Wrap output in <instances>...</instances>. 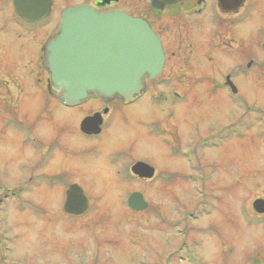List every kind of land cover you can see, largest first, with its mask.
<instances>
[{"label":"rangeland","instance_id":"1","mask_svg":"<svg viewBox=\"0 0 264 264\" xmlns=\"http://www.w3.org/2000/svg\"><path fill=\"white\" fill-rule=\"evenodd\" d=\"M74 1L66 0L64 6ZM51 16L58 18V11ZM257 21L260 34L254 41L247 36L243 43L239 40L240 53L229 44L226 47L225 60L232 56L233 62L244 65L248 61L244 51L254 59L248 74L236 81L241 99L238 108L225 92L213 97L208 90H196L192 74L185 75V84L183 77L178 82L179 75L168 67L165 72L173 78L172 84L153 87L124 109L115 99L66 107L56 103L57 96L46 89L48 72L38 68L42 62L37 54L16 51L13 75L0 74L11 80L7 87L0 85V95L7 98L1 101L12 102L0 107V114L14 119L10 129L2 128L0 121V196L6 187L17 189L30 183L27 178L31 176L41 177V184L31 185L30 191L29 186L23 187L16 197L1 202L0 264H250L255 254L259 264H264V223L252 224L249 217V210L256 213L251 202L264 198V65H258L264 62V51L258 46L264 21ZM48 28L37 34L49 33ZM16 29L21 41L28 39L36 45V38L44 40ZM0 62L10 66L9 55ZM173 62L168 59L167 66ZM225 63L218 59L216 65L205 62L203 68L215 78L227 68ZM23 66L32 67L31 72H23ZM174 86L192 101L171 105L167 89ZM154 95L158 103L149 97ZM248 105L255 110L247 112ZM108 111L109 125L97 139L85 138L76 130L85 115L102 116ZM155 120L159 122L151 123ZM236 120H241L239 129L247 133L223 141L219 148L198 149L195 159L203 167L200 173L177 151L171 155V146L189 148L197 139ZM146 122L159 126L161 134L153 135ZM136 160L155 168L151 180L130 177L129 166ZM210 162L218 168H210ZM125 163L126 180L122 179L127 175ZM173 173L205 175L208 181L201 188L172 177ZM164 174L171 176L170 182L162 179ZM72 182L79 183L89 198V209L82 216H69L62 210L64 191ZM133 191L143 194L145 209L126 207ZM203 199H207L209 213L184 224L185 211ZM169 220H181L186 234L168 227Z\"/></svg>","mask_w":264,"mask_h":264},{"label":"flooded vegetation","instance_id":"2","mask_svg":"<svg viewBox=\"0 0 264 264\" xmlns=\"http://www.w3.org/2000/svg\"><path fill=\"white\" fill-rule=\"evenodd\" d=\"M65 1L66 0H50L49 8H47L50 12L48 16L40 20H35L24 19L20 17L16 13L14 0H0V17L2 16V22L0 24V54L5 53V55L0 56V60L2 57L9 55V59L11 62L10 66L0 65V74L8 73L9 75H13V63L16 51L25 50L27 52L29 51L32 53H36L38 56L37 60H40V62H42L41 59L43 55V46L46 40L55 31L58 23V18H53L51 16V13L58 11V14H60L61 10L67 7L64 6ZM77 3H86L102 11H123L130 16L145 20L149 24L151 29L156 33L161 42L164 61L161 71L157 75V77L151 81L150 79L145 80V91L150 92L153 87H161L173 83V78L167 75L165 72L166 68L168 67L172 72L179 75L178 82H182L180 77H183L184 81L182 82V84H185V82L187 81L185 75L192 74L194 88L196 90L204 92L205 90H208L209 94L213 97L216 96L219 92H225V95L229 97L230 101L236 103L237 108L239 107L241 99L238 94L239 89L236 85V81H238V79L240 78H244L245 75L248 74L249 68L253 65L254 59L250 57L251 54H248V51H244L243 56L248 58V61L244 65H241V63L239 62H233L231 52V57H229L228 60H225V55H227L228 53L226 47L227 44H229L233 48L238 50V41L240 40V43H243V37L247 36V38H249V41H254L256 34L258 35V32L260 34V26L257 25L259 23L257 20L262 19L264 21V10H262V8L264 9V0H75L71 3V5ZM62 4L63 8L60 7V5L62 6ZM258 9H260V11H257ZM49 16L51 17L50 22H44ZM254 17H257L258 19L251 21L254 19ZM249 22L251 23V27L247 28ZM48 26H50L51 28L49 33H45L48 31L47 30L37 34V32L43 31L44 29L48 28ZM16 28H18L21 33H27L28 36H43L44 40L39 41L40 39L36 38L38 40H36V45H33L34 43H29L28 39L21 41L19 37H16ZM258 40V46L261 50L264 51V32L261 34V38H259ZM31 45H33L34 49L31 48ZM247 47L250 48L251 45L249 44V46ZM236 52L240 53V49ZM168 59L174 60L171 66H167ZM218 59L219 61L221 60L227 62L225 63L227 65V68L222 72H219L218 75L213 78V76L211 77L209 74H206L203 68V64L205 62L212 64L215 61L216 65ZM258 65L262 66L264 65V62L261 63V65ZM172 67L176 69H173ZM213 67H211V70ZM21 68L25 73L31 72L30 70L32 69V67L27 66H23ZM38 68L40 70L43 69L44 71H46V68L43 65L42 67L38 66ZM10 83V79L0 76V85H2L3 88L9 86ZM45 87L48 91L50 90V94H54V96H57L56 92H54L50 88L47 82ZM176 87H168L167 89V97L171 105L179 106L182 103L192 101L189 100L187 93L180 92ZM233 90H237V93L235 95L231 94ZM152 97L154 101L158 103L159 100L157 99V96L154 95ZM6 99L7 98L0 95V107L9 106L12 103H2L1 100ZM97 100L104 102L99 98H97ZM89 101H87L86 103H88ZM115 101H118V105L122 109L129 107L136 102L133 101L132 103L125 104L122 100L119 99H115ZM44 104H47V100H44ZM78 107L80 106H77L75 108ZM93 113L94 112H91L84 117L90 116ZM108 113L109 111L106 114L102 115L101 132L98 135H86L84 133H81L79 130V125L77 126L76 130H79L78 132L85 138L92 140L97 139L105 132L103 127L107 122ZM122 115L128 118L127 114L122 113ZM6 117V115L0 114V121L3 123L2 128H9L10 124L14 123V119L11 120L12 117ZM125 122L127 123V119ZM158 122L159 120H155V122L151 123ZM151 123L149 122V125L154 132L153 135L161 133L160 127L157 125H152ZM232 124L234 125L236 123ZM221 130L222 129L216 130L215 132H211L208 135L203 136L201 138V143L204 145H208V138L220 139ZM201 147H203L202 149H207L208 147L217 148V146ZM194 148L197 147L190 146L191 150H193ZM192 152H195V150H193ZM134 162L130 164L128 169L129 171ZM195 164L199 169H203L201 164H199L197 160ZM155 171L154 174L156 173ZM129 174L131 178L133 177L138 180L142 179L133 175L131 172ZM164 176L162 177V179L166 180L167 178V182L171 181V176L165 174ZM159 180L162 181L158 178V181ZM187 181L192 182L194 185H197L198 183L200 185H204V183L207 182L208 179L200 178ZM261 199L264 198L262 197ZM252 216H254L258 220L264 219V213H253ZM261 223H264V221H262ZM169 255H171V253ZM248 263L259 264V260L257 259L256 254L253 257L251 256L249 258Z\"/></svg>","mask_w":264,"mask_h":264},{"label":"water","instance_id":"3","mask_svg":"<svg viewBox=\"0 0 264 264\" xmlns=\"http://www.w3.org/2000/svg\"><path fill=\"white\" fill-rule=\"evenodd\" d=\"M46 1L14 0V7L19 15L32 19L45 15ZM163 60L161 43L144 20L118 10L100 11L88 4L61 12L57 31L46 43L43 57L52 89L67 104H76L91 93L104 101L128 99L143 87L144 77L154 78L159 73ZM82 126L97 132V118H85ZM131 170L145 178L154 173L143 162H137ZM128 203L136 210L147 206L139 192L131 194ZM253 206L264 211V200H255ZM87 209L83 188L71 184L65 191L63 211L79 216Z\"/></svg>","mask_w":264,"mask_h":264},{"label":"bare ground","instance_id":"4","mask_svg":"<svg viewBox=\"0 0 264 264\" xmlns=\"http://www.w3.org/2000/svg\"><path fill=\"white\" fill-rule=\"evenodd\" d=\"M142 97H143V96H142ZM139 100H140V99H138L136 102H138ZM136 102H135V103H136ZM219 147H220V146H219Z\"/></svg>","mask_w":264,"mask_h":264}]
</instances>
